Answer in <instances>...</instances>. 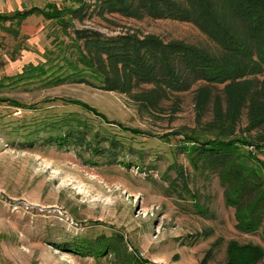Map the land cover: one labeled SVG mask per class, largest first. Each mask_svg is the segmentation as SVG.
Wrapping results in <instances>:
<instances>
[{
  "label": "rangeland",
  "instance_id": "374dc122",
  "mask_svg": "<svg viewBox=\"0 0 264 264\" xmlns=\"http://www.w3.org/2000/svg\"><path fill=\"white\" fill-rule=\"evenodd\" d=\"M37 3L76 5L75 0ZM72 25L103 35L154 34L217 52L194 26L174 20L93 15ZM70 36V28L64 32L40 15H28L20 25L0 22V264H116L109 251L97 257L76 243L99 235L121 239L122 253L144 264H264L249 247L264 251V220L252 233L236 230L223 186L216 177L198 174L171 135L199 132L210 118L209 100L199 123L195 120L197 84L162 98L155 109H141L123 94L84 83H50L47 74L19 79L29 64L55 68L61 54L72 59ZM59 119L79 123L89 138L114 136L121 144L116 161L108 163L84 146L46 142ZM245 125L242 113L234 135H264V127L243 132ZM240 149L245 164L261 173L257 161L264 155L253 145ZM179 171L194 198L172 191V185L179 190Z\"/></svg>",
  "mask_w": 264,
  "mask_h": 264
},
{
  "label": "trees",
  "instance_id": "16d2710c",
  "mask_svg": "<svg viewBox=\"0 0 264 264\" xmlns=\"http://www.w3.org/2000/svg\"><path fill=\"white\" fill-rule=\"evenodd\" d=\"M75 2V6L65 8L47 3L41 8L33 6L0 13L2 23L8 21L20 25L28 15L37 14L55 20L64 32L71 29L72 59L61 54L62 63H57L55 68L52 67L54 64L47 67L43 63L29 64L18 74L19 79L47 74L50 83H84L123 94L141 109H155L162 98L189 91L197 84L194 89L195 120L199 123L200 113L209 100L210 118L199 125V132L181 131L171 135L180 141L177 147L198 174L216 177L223 186L225 203L234 210L235 229L243 233L256 231L264 220V161H257L261 173L257 167L247 166L240 147L253 145L264 155V135L249 134L264 127V0ZM93 15L188 23L214 43L217 52L180 40L164 41L154 34L125 31L103 35L90 28L73 27V21L82 22ZM215 89L219 94H212ZM11 105L20 106L15 102ZM242 113L246 120L242 131L249 134L247 138L234 135ZM64 121L68 120L52 122V129L59 131L48 134L46 142L59 147L84 146L108 163L116 161L121 144L114 136L101 140L94 133L89 138L90 133L84 127L71 123L73 118H70L71 122ZM179 135L181 138L177 137ZM178 173L179 190L172 185V191L181 193V190L194 198L186 188L181 172ZM171 184L175 182L169 181L168 185ZM196 208L197 212L203 210ZM261 238L264 241V227ZM76 243L97 257L109 251L115 256L116 264H144L132 254H123V243L116 236L99 235L94 239H79ZM249 247L257 257H264L260 246L250 244ZM251 255L247 260L251 261Z\"/></svg>",
  "mask_w": 264,
  "mask_h": 264
},
{
  "label": "crops",
  "instance_id": "0c3cea01",
  "mask_svg": "<svg viewBox=\"0 0 264 264\" xmlns=\"http://www.w3.org/2000/svg\"><path fill=\"white\" fill-rule=\"evenodd\" d=\"M33 6L39 7L37 0H0V13H12L13 11L23 10Z\"/></svg>",
  "mask_w": 264,
  "mask_h": 264
}]
</instances>
